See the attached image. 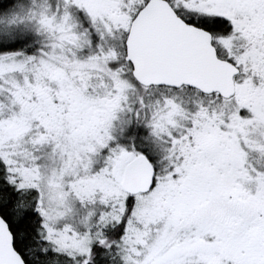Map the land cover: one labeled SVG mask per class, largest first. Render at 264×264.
<instances>
[{
  "label": "snow or ice",
  "instance_id": "obj_1",
  "mask_svg": "<svg viewBox=\"0 0 264 264\" xmlns=\"http://www.w3.org/2000/svg\"><path fill=\"white\" fill-rule=\"evenodd\" d=\"M0 264H264V0H0Z\"/></svg>",
  "mask_w": 264,
  "mask_h": 264
}]
</instances>
